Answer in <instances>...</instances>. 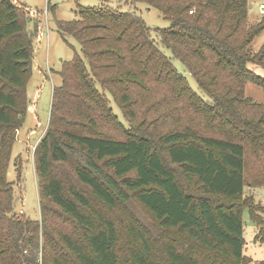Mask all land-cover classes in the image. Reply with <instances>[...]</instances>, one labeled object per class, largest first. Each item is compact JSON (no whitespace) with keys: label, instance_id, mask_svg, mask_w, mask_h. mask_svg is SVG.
Instances as JSON below:
<instances>
[{"label":"trees","instance_id":"trees-1","mask_svg":"<svg viewBox=\"0 0 264 264\" xmlns=\"http://www.w3.org/2000/svg\"><path fill=\"white\" fill-rule=\"evenodd\" d=\"M132 1L168 20L154 34L171 57L133 10L82 7L57 22L79 53L62 61L34 148V220L14 211L8 166L30 102L36 21L24 5L0 0V264H255L243 253L242 210L264 242L262 207L244 195L245 184L264 186V104L245 83L264 88L248 66L264 65V43L250 48L264 15L250 22L249 0ZM131 201L182 244L165 240L156 258L136 229L137 247L123 258L107 211Z\"/></svg>","mask_w":264,"mask_h":264},{"label":"rangeland","instance_id":"rangeland-1","mask_svg":"<svg viewBox=\"0 0 264 264\" xmlns=\"http://www.w3.org/2000/svg\"><path fill=\"white\" fill-rule=\"evenodd\" d=\"M28 7L27 14L36 21V37L33 41V69L26 86V94L30 102L26 119L17 132V139L13 143L9 161L8 178L13 182L14 190V211L23 212L27 217L39 219L38 189L35 167L33 162L34 148L46 130L51 103L52 88L59 85L61 78L57 73L62 61H69L74 52L79 53V44L71 36L62 37L58 30V21H67L79 17V9L84 7H99L103 5L120 10H133L139 14L146 25L151 28L152 38L155 39L159 48L171 57L170 52L162 47L156 35L155 28H165L169 22L160 11L154 7H149L144 3L132 0H17ZM253 5L249 9V21L259 20L257 6L261 0H249ZM32 11V12H31ZM38 26L44 32L43 39L38 42ZM37 42V43H36ZM264 43V30L260 32L251 42L252 52L260 49ZM174 66L184 72L189 85L192 89L202 95L198 86L191 75L185 70L183 65L176 59L171 58ZM249 68L257 74L264 76V65L248 64ZM245 94L256 102L264 104V88L260 85L247 81L245 83ZM110 105L127 127L129 124L123 118L119 107L115 104L112 96L107 93ZM20 168V177L16 167ZM244 195L251 196L252 202L259 204L262 208L257 212L264 220V186L252 187L245 184ZM108 215L115 221L120 239L121 255L126 258L129 249L137 247V237L135 230H141L148 235L152 245L153 255L161 257V246L167 239L176 240L182 244L177 234L171 231L164 233L158 230L155 221L150 217L146 209L138 202L131 201L115 209L107 211ZM259 226L248 214V209L242 210V236L244 239L243 253L251 262L264 264V242L256 238ZM164 235L166 237H164ZM123 260V259H122ZM126 261V260H125ZM123 264H129L128 261Z\"/></svg>","mask_w":264,"mask_h":264},{"label":"built area","instance_id":"built-area-1","mask_svg":"<svg viewBox=\"0 0 264 264\" xmlns=\"http://www.w3.org/2000/svg\"><path fill=\"white\" fill-rule=\"evenodd\" d=\"M257 11L260 15H264V1H261L258 6H257ZM32 12V11H31ZM44 32L41 31V28L38 26V34H37V39L38 42L42 40Z\"/></svg>","mask_w":264,"mask_h":264},{"label":"crops","instance_id":"crops-1","mask_svg":"<svg viewBox=\"0 0 264 264\" xmlns=\"http://www.w3.org/2000/svg\"><path fill=\"white\" fill-rule=\"evenodd\" d=\"M261 1H264V0H261ZM15 2L18 3V4H21V3H19L17 0H15ZM252 6H253V5H251V8H252ZM25 7L28 9L27 6H25ZM42 39H43V38H42Z\"/></svg>","mask_w":264,"mask_h":264},{"label":"water","instance_id":"water-1","mask_svg":"<svg viewBox=\"0 0 264 264\" xmlns=\"http://www.w3.org/2000/svg\"><path fill=\"white\" fill-rule=\"evenodd\" d=\"M249 6L251 7V4Z\"/></svg>","mask_w":264,"mask_h":264},{"label":"bare ground","instance_id":"bare-ground-1","mask_svg":"<svg viewBox=\"0 0 264 264\" xmlns=\"http://www.w3.org/2000/svg\"><path fill=\"white\" fill-rule=\"evenodd\" d=\"M37 43V42H36Z\"/></svg>","mask_w":264,"mask_h":264}]
</instances>
